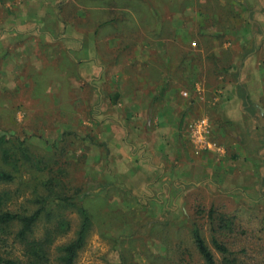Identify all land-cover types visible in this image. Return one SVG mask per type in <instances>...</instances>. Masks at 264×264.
<instances>
[{"label":"crops","instance_id":"obj_1","mask_svg":"<svg viewBox=\"0 0 264 264\" xmlns=\"http://www.w3.org/2000/svg\"><path fill=\"white\" fill-rule=\"evenodd\" d=\"M130 1L0 0V93L25 92V102L28 99L31 104L34 99L37 104L40 98L32 93L36 88L54 98L55 105L69 97L73 107H81L80 100L86 97L84 104L96 110L100 122L106 128L111 125V130L105 131H111L107 140L110 137L118 145L117 139L135 138L134 134L142 137L143 155L153 158V165L144 158L142 167L152 179L143 175L138 182H153L151 189L163 194L162 199L184 201L188 191H194L212 203L264 205V126L256 125L262 116H254L259 103L255 99L250 102L246 93L262 88L251 78L256 53L248 51L242 40L237 51H219L220 33L207 30L203 22H199L201 29L195 30L201 40L192 41L188 26L171 15L170 8L162 12L154 6L156 15L146 20L144 4ZM245 3L241 9L248 11L253 0ZM259 25L254 22L249 27L255 32ZM146 26H152V38L146 37ZM239 27L236 23L230 29ZM253 36L251 42L255 43L257 35ZM209 43L214 49L205 53ZM177 48L183 53L176 54ZM208 65L210 71L216 69L215 83L199 79L207 74ZM153 69L171 79L183 73L182 91L188 92L187 97L188 90L198 91L193 105H181L185 111L182 136L174 103L175 82L151 81L148 74ZM194 78L197 81L193 83ZM222 78H226L224 83L219 81ZM114 91L118 96L112 99ZM147 91L152 93L144 99ZM161 91H165L161 102L150 112V101ZM208 92H218L214 102L206 99ZM211 103L215 116L209 109ZM130 118H135L137 129L129 124ZM199 118L208 122L201 141L187 129ZM149 127L152 131L148 133ZM151 139L156 140L153 147L148 145ZM168 212L172 219L175 212ZM162 213H167L166 209L162 208Z\"/></svg>","mask_w":264,"mask_h":264},{"label":"rangeland","instance_id":"obj_2","mask_svg":"<svg viewBox=\"0 0 264 264\" xmlns=\"http://www.w3.org/2000/svg\"><path fill=\"white\" fill-rule=\"evenodd\" d=\"M137 1L146 8V20H151L156 15V6L162 12L170 8L171 15L180 18L188 26L187 33L192 41L201 38L195 31L201 29L199 22H203L207 30L216 29L220 33L217 37V49L226 54L241 49V40L243 43L247 42L246 49L256 53V59L251 66V72L254 73L251 78L252 81L261 83L262 88L246 93L250 102L255 99L259 103L254 116H262L260 121L256 120V125L264 126L262 0H253V5L249 4L252 7L247 8L248 11L241 9L247 6L245 0H133L130 4ZM129 7L134 9V5ZM253 8L256 11H252ZM150 10L151 16L148 17L147 11ZM254 22L260 25L252 32L249 25ZM236 23L240 25L239 29L231 30L230 27ZM188 24L193 30H189ZM183 28L184 24L182 30ZM152 29V26H146V37L150 36ZM212 31L210 33L214 34ZM252 34L253 37L257 35L255 43L251 42ZM212 47V43H209L205 53H209ZM195 49L191 51L192 54H196ZM175 53L183 52L177 48ZM209 65L205 77L201 76L199 79L211 83L217 77L215 67L210 71ZM234 75L236 78L237 75ZM148 77L157 83L161 81L165 84L169 80L175 82L174 103L181 126L179 135L182 136L185 111L181 105L184 108L193 105L197 101L193 96L198 98V91L188 90L189 97L183 95V73L176 74L171 79L153 69ZM187 79L189 80L188 76ZM220 80L224 83L226 78ZM196 81L197 78H194L193 83ZM32 93L34 98H40L37 104L34 99L31 104L28 99L26 103L23 99L25 92L0 93V168L16 169L15 182L0 184V191L11 193L9 209L12 210L28 209L31 212L38 207L36 202L39 196H45L47 203H50L47 210L56 208L51 220L45 212V217L34 231L36 237L42 236L46 229L57 232L48 248L53 264H59L55 260L60 254L58 248L75 239L81 222L75 207L66 203L60 209L54 205L58 197L64 200L74 197L75 204H82L91 218L84 244L78 251L74 264H204L192 240L194 227L199 229L217 262H222V255L213 246L214 238L228 246L229 257L234 258L236 264H264V205L248 201H241L234 207L231 202L212 203L206 195L194 191H188L184 201L162 199L163 194L159 195L151 189L153 182H138L143 175L152 179L151 173L142 167L144 158L153 165V158L143 155L145 146L141 136L134 134L135 138L126 137L124 141L117 139L118 145L123 141L127 146L120 148L113 144L114 139H110L111 131L105 132L107 129L111 130V125L106 128L98 119L96 110L84 104L86 97L81 98V107H73L69 97L61 98V105H55L54 98L47 97L44 91L35 88ZM126 93L130 94L131 91ZM145 93L144 99L152 92ZM164 93L165 91H161V96L156 95L150 101V112L161 102ZM185 93L188 95V92ZM217 95L218 92H208L206 99L214 102ZM116 96L118 92H112V99L117 98ZM209 109L214 111L211 115L215 116L213 103ZM208 118L211 122V118ZM130 119L132 121L129 124L137 129L138 125L133 121L135 118ZM148 129V133L152 131L150 127ZM106 135L110 136L108 140ZM179 141L181 148H184L181 137ZM217 141L219 145L221 140ZM152 142L155 143L156 140H149L150 147L154 145ZM8 155L13 156V159L7 158ZM15 159H18L17 163ZM211 207L216 212L210 217L208 212ZM162 208L167 213H162ZM168 211L175 212L172 219H168ZM219 213L233 217L236 237L218 230ZM56 214H62V219ZM60 222L62 227H59ZM16 230L13 227L10 232L14 234ZM8 246L6 250L11 252L13 258H23L21 247L13 239L9 240Z\"/></svg>","mask_w":264,"mask_h":264},{"label":"trees","instance_id":"obj_3","mask_svg":"<svg viewBox=\"0 0 264 264\" xmlns=\"http://www.w3.org/2000/svg\"><path fill=\"white\" fill-rule=\"evenodd\" d=\"M7 158L13 159V156L8 155ZM11 161V160H10ZM18 159H15L17 163ZM14 162V161H13ZM14 170H5L0 168V184L14 183L15 167ZM36 205L38 206L31 212L28 209L24 210H12L9 209V204L12 202V196L9 191H0V264H53L51 262L48 248L54 241L56 231L46 229L42 236L36 237L34 231L38 224L45 217V212L48 213L47 218L51 220L54 214V210H47L50 203H47L45 196L37 197ZM59 203V204H58ZM68 203L69 206L75 207L80 215L81 222L76 237L71 242L58 248L59 256L55 260L59 264H74L78 251L82 248L86 233L89 229L91 218L88 211L79 204H75L74 197H69L66 200L58 197L54 205H57L61 209L64 204ZM216 211L213 208L209 209V216L211 217ZM58 214H56L57 216ZM62 219V214L58 215ZM218 230L226 231L230 236L236 237L237 231L234 226L233 217L219 213L217 214ZM16 227L17 230L14 234L10 232V229ZM59 227H62L61 222ZM57 233V232H56ZM19 244L22 252V259L12 257L11 252L6 249L9 247V240ZM192 240L195 248L203 260L204 264H236L234 258H230V252L228 246L219 241L217 238L212 240L215 250L222 255V262H217L210 249L206 245L205 241L200 235L199 229L194 227L192 231Z\"/></svg>","mask_w":264,"mask_h":264},{"label":"built area","instance_id":"obj_4","mask_svg":"<svg viewBox=\"0 0 264 264\" xmlns=\"http://www.w3.org/2000/svg\"><path fill=\"white\" fill-rule=\"evenodd\" d=\"M184 96H187V93H183ZM208 122L204 118H199L188 124V129L201 141L204 134L207 133ZM215 147V144H212Z\"/></svg>","mask_w":264,"mask_h":264}]
</instances>
